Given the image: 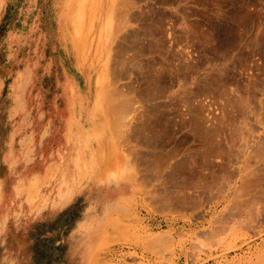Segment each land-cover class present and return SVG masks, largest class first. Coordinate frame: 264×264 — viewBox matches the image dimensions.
<instances>
[{
  "label": "rangeland",
  "instance_id": "1",
  "mask_svg": "<svg viewBox=\"0 0 264 264\" xmlns=\"http://www.w3.org/2000/svg\"><path fill=\"white\" fill-rule=\"evenodd\" d=\"M0 174V264H264V0H0Z\"/></svg>",
  "mask_w": 264,
  "mask_h": 264
},
{
  "label": "bare ground",
  "instance_id": "2",
  "mask_svg": "<svg viewBox=\"0 0 264 264\" xmlns=\"http://www.w3.org/2000/svg\"><path fill=\"white\" fill-rule=\"evenodd\" d=\"M84 1H85V0H84ZM94 2H95V1H94ZM75 3H76V2H75ZM81 4H82V3H81ZM81 4H80V5H81ZM93 5H94V3H93ZM94 6H95V5H94ZM94 6H93V7H94ZM80 9H81V8H80ZM76 10H77V9H76ZM78 13H79V12H78ZM91 13H92V12H91ZM76 14H77V13H76ZM79 14H80V13H79ZM76 16H77V15H76ZM80 16H81V15H80ZM91 16H92V15H91ZM76 23H77V22H76ZM129 100H130V99H128V101H129ZM126 102H127V101H126ZM196 124H197V123H196ZM198 129H199V128H198ZM199 135H201V134H199Z\"/></svg>",
  "mask_w": 264,
  "mask_h": 264
},
{
  "label": "crops",
  "instance_id": "3",
  "mask_svg": "<svg viewBox=\"0 0 264 264\" xmlns=\"http://www.w3.org/2000/svg\"><path fill=\"white\" fill-rule=\"evenodd\" d=\"M6 173V172H5ZM5 175V174H4ZM3 174H0V176H4Z\"/></svg>",
  "mask_w": 264,
  "mask_h": 264
}]
</instances>
